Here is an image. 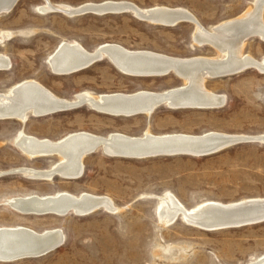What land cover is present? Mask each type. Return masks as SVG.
Returning <instances> with one entry per match:
<instances>
[{
    "label": "rangeland",
    "instance_id": "374dc122",
    "mask_svg": "<svg viewBox=\"0 0 264 264\" xmlns=\"http://www.w3.org/2000/svg\"><path fill=\"white\" fill-rule=\"evenodd\" d=\"M55 4L127 1L141 8H185L204 27L239 17L252 0H51ZM44 0H20L0 16V31L32 30L15 34L0 44V54L12 68L0 71V92L27 80H36L59 97L73 99L90 91L97 95L166 92L185 86L177 75L137 77L121 73L106 59L71 75L52 73L48 59L63 41L79 42L87 50L116 44L133 51H152L173 57L216 56L210 45L194 43L190 22L164 26L139 20L131 13L84 14L68 17L44 14ZM36 29V30H34ZM36 31V33H35ZM245 53L264 59V41L252 38ZM206 86L226 97L219 108L170 109L160 107L150 116H113L80 107L45 117L0 120V229L29 228L39 233L58 229L64 245L40 258L0 264H248L264 256V223L205 231L177 220L164 225L158 197L175 195L189 210L208 201L232 203L264 198V143H241L210 156H161L148 159L110 157L99 151L85 159L80 179L54 177L52 181L27 178L12 170H46L57 157L29 159L16 141L25 131L39 139L59 142L87 132L100 136L122 133L155 135H264V73L252 68L242 73L208 79ZM13 172V173H12ZM108 196L117 213L100 209L88 216L68 214L22 215L9 207L17 197ZM167 248L165 251L164 249Z\"/></svg>",
    "mask_w": 264,
    "mask_h": 264
},
{
    "label": "bare ground",
    "instance_id": "6f19581e",
    "mask_svg": "<svg viewBox=\"0 0 264 264\" xmlns=\"http://www.w3.org/2000/svg\"><path fill=\"white\" fill-rule=\"evenodd\" d=\"M16 1L0 0V16L10 13L9 10ZM40 10L44 14L57 12L68 17L89 13L116 14L123 11V13H131L139 20L142 18L143 21L159 25L182 20L181 22H190L194 25L193 40L196 45H210L217 54L213 57L181 58L152 51H133L116 44L104 45L89 51L79 42L63 41L48 59V65L55 75L74 74L103 57L121 73L129 76H167L166 73L171 69V74L180 77L185 86L166 92L139 91L131 94L97 95L84 91L73 99H67L57 96L36 80H27L5 92H0V120L16 119L25 124L30 118L45 117L80 107H88L101 114L125 117L140 114L150 116L160 107L219 108L225 104L226 97L210 90L206 86L208 79L234 75L252 68L264 73V59L258 60L245 53L250 39L259 38L264 41V0H252V6L239 17L210 27H204L198 18L185 8L166 6L141 8L127 1H105L72 6L44 0ZM31 32L33 31H0V44L16 33L27 36ZM11 68V59L5 54H0V71ZM119 112L124 114L120 115ZM232 139H258L260 143H264V135L245 136L219 132H209L199 136L155 135L150 128L145 131L143 137L122 133L106 137L81 132L55 142L49 139L42 140L22 131L16 145L23 155L29 159L57 157L59 161L46 170L20 168L12 171L31 179L52 181L54 177H60L76 180L85 174V159L99 151L110 157L141 160L161 156L171 157L175 152L180 151H187L192 153L191 156L200 157L201 152L221 147ZM5 173L0 171V176ZM158 198L159 218L164 225H171L181 219L190 226L211 232L218 231L214 226L229 220H241L249 215H264V198L243 199L232 203L208 201L192 210L187 209L171 193ZM7 205L22 215L37 216L50 214L88 216L100 209L115 213L120 211L110 197L88 193L81 196L64 192L49 197H17L9 200ZM240 227L242 226L234 228ZM64 242L65 235L58 229L39 233L24 227L1 228L0 262L12 263L22 259L40 258L43 257L42 252L57 246L60 248ZM164 250L166 251L167 248ZM248 264H264V256Z\"/></svg>",
    "mask_w": 264,
    "mask_h": 264
},
{
    "label": "water",
    "instance_id": "95a60500",
    "mask_svg": "<svg viewBox=\"0 0 264 264\" xmlns=\"http://www.w3.org/2000/svg\"><path fill=\"white\" fill-rule=\"evenodd\" d=\"M19 1L20 0H17L13 4L12 8L9 11H12L15 8V6L18 4ZM120 12L123 13V11H120ZM109 13H111V12H109ZM143 19L146 20V18H143ZM181 21L182 20L173 21V22H170L169 24H163V25L177 26L179 23H181ZM101 60H104V58L103 57L98 58L97 60L91 62L89 66H91V65H93L96 62L101 61ZM171 73H172V70L170 69L166 74L170 75ZM119 113H120V115L124 114L123 112H119ZM249 142L260 143V140H258V139H232L231 141H229L228 143L222 145L221 147H217L215 149H211V150H208V151L201 152L200 155H202L204 157L210 156V155H214V154H217V153L225 150L228 147H232L234 145L241 144V143H249ZM174 154H173L174 156H179V155L180 156L181 155L182 156H186V155H191L192 153H189L187 151H180V152H175ZM135 158H138V157H135ZM92 213H94V212H92ZM257 223H264V215H258V216L249 215L248 217H244L241 220H229L227 222H224L223 224H219V225L214 226L215 227L214 229L223 230V229L234 228V227H238V226H242L243 227V226H248V225H255ZM58 247L59 246H57V247H55V248H53L51 250H48L46 252H42L41 256L50 254L51 252L55 251Z\"/></svg>",
    "mask_w": 264,
    "mask_h": 264
}]
</instances>
